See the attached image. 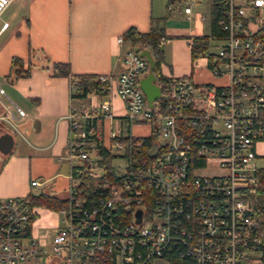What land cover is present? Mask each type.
<instances>
[{
    "label": "built area",
    "instance_id": "built-area-1",
    "mask_svg": "<svg viewBox=\"0 0 264 264\" xmlns=\"http://www.w3.org/2000/svg\"><path fill=\"white\" fill-rule=\"evenodd\" d=\"M12 1L0 0V16ZM223 2L226 38L217 54L225 59L208 64L219 81L179 76L165 88L157 82L162 94L150 106L140 88L149 63L129 47L116 78L99 76L109 93L66 116V204L54 209L28 196L0 198V264H171L168 248L177 244L185 264H264L256 150L264 138V40L254 37L264 0ZM194 3L188 0L185 12ZM114 82L122 115L109 97ZM1 105L7 112L0 118L21 134L24 113ZM142 127L147 135L136 132ZM101 146L112 156L109 171ZM43 214L55 224L37 233Z\"/></svg>",
    "mask_w": 264,
    "mask_h": 264
},
{
    "label": "crops",
    "instance_id": "crops-1",
    "mask_svg": "<svg viewBox=\"0 0 264 264\" xmlns=\"http://www.w3.org/2000/svg\"><path fill=\"white\" fill-rule=\"evenodd\" d=\"M171 8V0H13L0 16V117L1 102L17 114L21 134L0 118V135H13L11 154L0 153V198L24 197L30 193L52 195L66 191L70 184L68 158L70 110L83 111L93 101L72 98L73 75H112L122 71V59L130 47L117 39L130 29L149 32L153 19H165L164 61L160 72L166 78L189 76L196 83L218 82L208 69V58L193 59V38L211 32V0H195L185 12ZM8 23L6 28L3 25ZM223 40L211 42L217 53ZM22 60L28 75L15 76L13 62ZM55 63H67L71 76H56ZM144 75L142 78L146 77ZM141 78V79H142ZM111 86L115 114L125 112L124 104ZM101 100V99H100ZM148 131V127H147ZM257 164L264 161V138L257 144ZM41 180L42 188L31 187ZM44 217L36 232L55 222Z\"/></svg>",
    "mask_w": 264,
    "mask_h": 264
},
{
    "label": "trees",
    "instance_id": "trees-1",
    "mask_svg": "<svg viewBox=\"0 0 264 264\" xmlns=\"http://www.w3.org/2000/svg\"><path fill=\"white\" fill-rule=\"evenodd\" d=\"M187 0H171V8L181 7ZM224 0H211V32L209 35H203L193 38L191 43V55L193 59L199 57L208 58L209 65L213 66L216 63L223 61L225 58L220 57L217 53L211 52V42L213 40H225L226 33L219 26V20L224 15ZM250 19H245L244 26L248 27ZM258 22V21H257ZM259 27L255 32L254 37L256 39L264 40V20L258 22ZM124 40L130 47H134L137 50H148L155 61V75L157 82L165 88L169 83V78H166L160 72V65L164 61V52L161 47L160 41L165 37V19H153L149 32L141 33L135 28H130L124 34ZM246 59L245 57L241 60ZM13 70L15 76L28 75L29 69H24L22 66V60L16 58L13 62ZM54 71L56 76H71V69L67 63H55ZM72 83L76 86V91L72 93L74 100H86L92 95H97L100 99L105 97L109 93V87L102 84L99 80L100 75H73ZM154 138L146 139L147 144H151ZM99 153L103 157V165L106 171L110 170L112 156L105 150L103 146L100 147ZM259 188H258V207L262 211V223L264 227V168L260 169L259 174ZM34 205L47 206L54 209H59L66 204L64 197L52 195L48 192L30 193L28 195ZM183 249L181 244L175 246L171 245L168 256L171 259V264H185V259H182L179 252Z\"/></svg>",
    "mask_w": 264,
    "mask_h": 264
},
{
    "label": "water",
    "instance_id": "water-1",
    "mask_svg": "<svg viewBox=\"0 0 264 264\" xmlns=\"http://www.w3.org/2000/svg\"><path fill=\"white\" fill-rule=\"evenodd\" d=\"M142 57H145L149 63L148 75L140 80V88L144 93L150 106L153 102L158 100L162 94L161 87L157 84V77L155 75V61L148 50H142L140 52ZM15 145V139L12 134L3 131L0 135V153L7 156L11 154ZM156 153V146L151 151L150 155L153 156ZM140 217V215H139Z\"/></svg>",
    "mask_w": 264,
    "mask_h": 264
},
{
    "label": "rangeland",
    "instance_id": "rangeland-1",
    "mask_svg": "<svg viewBox=\"0 0 264 264\" xmlns=\"http://www.w3.org/2000/svg\"><path fill=\"white\" fill-rule=\"evenodd\" d=\"M257 27V25H253V30L255 29ZM136 132L138 133V134H148V131H147V127H142V128H137L136 129ZM1 159V158H0ZM260 165H262V166H264V161L263 162H261L260 163ZM59 195L58 196H60V197H65L66 195H67V190L66 191H62L61 190V192L60 193H58ZM43 206V205H42ZM45 207H47V206H45ZM43 215H45L44 217H46L47 219L46 220H48V221H55L56 220V218L55 217H53V216H47L46 214H43Z\"/></svg>",
    "mask_w": 264,
    "mask_h": 264
}]
</instances>
